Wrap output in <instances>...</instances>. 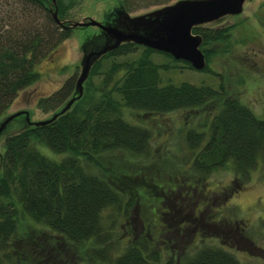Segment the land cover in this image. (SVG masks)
I'll list each match as a JSON object with an SVG mask.
<instances>
[{
	"label": "trees",
	"instance_id": "16d2710c",
	"mask_svg": "<svg viewBox=\"0 0 264 264\" xmlns=\"http://www.w3.org/2000/svg\"><path fill=\"white\" fill-rule=\"evenodd\" d=\"M130 5L121 1L116 10L128 11ZM70 7L69 0H0V118L19 91L38 78L36 63L73 32L67 19ZM229 28H192L202 36V69L218 76L216 86L161 84L159 69L168 64L153 61L152 52L192 65L169 52L125 41L94 62L82 95L70 108L44 124L25 121L5 137L0 264H71L56 254L64 243L77 253L82 248L89 264H254L224 247L241 233L236 219L216 208L204 218L207 204L195 200L196 188L210 172L231 164L235 185L243 187L258 161L264 163V118L209 65L213 49L207 45L227 40ZM139 47L137 57H127ZM74 81L70 76L39 97L38 106L48 111L67 100ZM173 110H191L194 118L204 114L186 128L185 154L162 145L169 133L159 136L160 122H146V116L159 120ZM41 144L62 156L48 154ZM178 195L188 202L194 198L195 205L183 209L175 202ZM119 223L132 237L109 257L105 245ZM168 229L173 239H163ZM191 230L188 245L183 238ZM208 238L219 241L204 242ZM198 239H204L200 245Z\"/></svg>",
	"mask_w": 264,
	"mask_h": 264
},
{
	"label": "rangeland",
	"instance_id": "374dc122",
	"mask_svg": "<svg viewBox=\"0 0 264 264\" xmlns=\"http://www.w3.org/2000/svg\"><path fill=\"white\" fill-rule=\"evenodd\" d=\"M121 1H128L131 4L128 12L134 15L158 8L174 0H169L166 3L155 0H69L71 7L68 9L67 19L72 22L87 20L92 17L103 22L107 18L110 19L117 15L116 9ZM198 25L231 26L227 40L214 41L207 45L213 49V53L209 57V65L213 70L224 75L229 89L237 93L241 100L248 104L258 116L264 118V0H245L239 13L225 14ZM99 31L100 28L97 25L75 26L71 35L62 40L54 52L47 53L36 63L40 73L38 78L19 91L1 118L16 110L27 109L31 120H39L49 117L55 110L61 108L66 100L48 111L42 110L37 101L39 97L49 95L58 89L68 77L73 76L74 80L76 79L81 68L82 44L84 40ZM140 50L139 47L127 57H137ZM150 57L157 63L168 64V67H160L159 69L161 84L167 82L177 84L182 81H189L216 86L218 83V76L214 73L189 67L183 61L174 60L162 52L154 51ZM98 77L96 76L95 79L98 80ZM83 87H85L84 83ZM73 94H75L74 88L68 98ZM192 113L191 110H173L160 116L159 120L153 121L146 116V122L153 125L160 122L159 136L163 137L169 133L168 139L162 145H166V148L172 146L173 153L178 155L180 153L185 154L183 151L186 147L184 138L186 128L204 117V114L201 113L198 114L197 118H194ZM140 118L141 116H138L137 119L132 117L138 121ZM24 124V114L16 116L8 123L0 134V154L4 151L5 137L21 129ZM155 132L157 131L155 130ZM40 146L54 157L62 156L61 153L55 154L42 144ZM183 161L185 163L187 161L185 156ZM200 188H196L195 200L198 199L196 202L204 200L207 204L204 218H206L207 213L214 215L216 211L213 209L216 208L220 209L227 218H234L237 221L238 229L236 231L239 230L241 233L234 242H231L232 245H224V247L230 248L242 262L264 264V163L258 161L243 187L235 185L233 167L231 164H227L225 167L210 172ZM201 193H205V195ZM186 201L185 198H180V195L175 198V202L184 206L183 209L185 206L192 207L193 203L194 205L196 203L194 198L190 199L189 202L187 201V205ZM184 203L185 205H183ZM31 222L37 228L43 227L40 223ZM25 226L22 225L23 228ZM136 228H139L138 224ZM193 232L191 230L190 233L184 234V242L188 245L193 238ZM131 233V230H127L120 223L114 228L111 234L112 239L105 245L109 257L124 249V245L132 237ZM163 239H173V234L169 229L164 231ZM203 240L198 239V245ZM216 240L219 241V239L208 238L204 242L214 243ZM76 250L78 253L74 252L73 249L67 250L64 243L55 251L56 254L61 253L66 259H70L71 264H89L81 255L83 254L82 248ZM99 264L114 263L108 260L104 263L99 261Z\"/></svg>",
	"mask_w": 264,
	"mask_h": 264
},
{
	"label": "water",
	"instance_id": "95a60500",
	"mask_svg": "<svg viewBox=\"0 0 264 264\" xmlns=\"http://www.w3.org/2000/svg\"><path fill=\"white\" fill-rule=\"evenodd\" d=\"M54 1V0H53ZM245 0H175L144 13L131 15L125 10L118 12L111 20L102 22L89 17L75 20L70 26L97 25L100 31L84 40L80 72L75 79V94L51 116L31 120L27 109H19L0 119V134L16 116L24 114L28 123L44 124L66 111L83 92V82L88 77L94 62L106 52L125 41L169 52L174 58L187 60L194 68L206 64L205 54L200 47L201 34L192 28L200 23L212 21L225 14H236L242 10ZM58 24H63L53 12Z\"/></svg>",
	"mask_w": 264,
	"mask_h": 264
},
{
	"label": "flooded vegetation",
	"instance_id": "af4514ba",
	"mask_svg": "<svg viewBox=\"0 0 264 264\" xmlns=\"http://www.w3.org/2000/svg\"><path fill=\"white\" fill-rule=\"evenodd\" d=\"M112 18V17H111Z\"/></svg>",
	"mask_w": 264,
	"mask_h": 264
}]
</instances>
